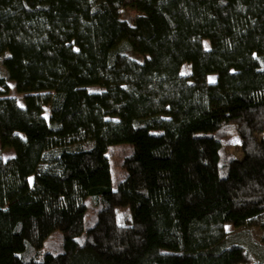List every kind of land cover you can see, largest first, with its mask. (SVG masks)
Segmentation results:
<instances>
[{"label": "trees", "instance_id": "obj_1", "mask_svg": "<svg viewBox=\"0 0 264 264\" xmlns=\"http://www.w3.org/2000/svg\"><path fill=\"white\" fill-rule=\"evenodd\" d=\"M0 146V264H262L264 0H0Z\"/></svg>", "mask_w": 264, "mask_h": 264}, {"label": "rangeland", "instance_id": "obj_2", "mask_svg": "<svg viewBox=\"0 0 264 264\" xmlns=\"http://www.w3.org/2000/svg\"><path fill=\"white\" fill-rule=\"evenodd\" d=\"M127 16L130 15L128 12H124ZM189 66H184L182 72L185 74L189 71ZM209 81L215 80V75L208 76ZM10 87V95L18 99L22 98L21 94H17L14 89V83L8 82ZM132 150L130 144H116L108 147L107 155L109 158L111 181L113 187L116 186L117 182L121 180L125 172L121 167L123 157L128 155ZM234 149H231V151ZM0 152L4 159L13 156V151L9 149H2L0 146ZM92 214L91 208H88L85 221L88 220ZM228 231L233 229L231 225L225 227ZM262 232L259 227H249L244 229H238L234 232H230L228 235V241L230 243L241 245L254 262L264 263V242L261 240Z\"/></svg>", "mask_w": 264, "mask_h": 264}]
</instances>
